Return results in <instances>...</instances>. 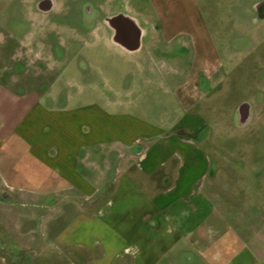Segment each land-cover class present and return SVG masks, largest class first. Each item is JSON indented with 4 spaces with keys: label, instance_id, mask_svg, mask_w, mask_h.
<instances>
[{
    "label": "rangeland",
    "instance_id": "374dc122",
    "mask_svg": "<svg viewBox=\"0 0 264 264\" xmlns=\"http://www.w3.org/2000/svg\"><path fill=\"white\" fill-rule=\"evenodd\" d=\"M37 1L0 0V94L26 97L0 102L5 126L12 125L11 116L19 114L30 98H39L46 107L97 103L107 111H131L155 121L165 113L170 115L169 126L182 110L167 91L168 81L173 79L172 70L189 63L192 47L186 50L182 42L189 33L179 29L173 41L161 40L155 54L166 62L146 65L142 52L128 54L113 46L103 17L121 9L156 21L160 3L167 14L183 18L184 23H199L221 66L215 86H208L209 94L195 107L206 122V134H197L201 153L214 161L209 175L196 182L195 197L223 203L229 237L239 235L256 250L253 264H264V18L257 17L255 8L262 0H55L50 11L38 9ZM171 1L175 4L168 8ZM87 3L99 12L95 21L84 16ZM202 89L208 91L207 86ZM243 101L254 111L245 125L238 120ZM51 202L55 205L49 208ZM19 208L24 213L21 229L37 237L35 247L40 249L43 241L55 244L54 249L46 246L31 253L14 241L0 240L2 264L134 260L124 252L114 257L123 250V237L107 222L80 211L74 197L27 198ZM212 232V237L218 235ZM189 248L182 241L168 251L167 258L152 264L171 259L174 264H205L198 256L187 262L189 253L194 254Z\"/></svg>",
    "mask_w": 264,
    "mask_h": 264
},
{
    "label": "crops",
    "instance_id": "0c3cea01",
    "mask_svg": "<svg viewBox=\"0 0 264 264\" xmlns=\"http://www.w3.org/2000/svg\"><path fill=\"white\" fill-rule=\"evenodd\" d=\"M166 4L170 8L175 3ZM157 6L156 21L118 10L135 17L142 29L135 52L114 40L117 29L135 38L136 25L130 18L117 21L118 27L103 22L113 46L128 54L142 52L146 65L166 62L155 54L161 40L173 41L179 29L189 33V39L182 40L184 49L192 47L189 63L172 70L167 90L175 95L182 112L168 126L170 115L165 113L155 121L131 111H107L97 103L46 107L39 98L25 100L19 114L11 116L12 125L5 126L6 119L0 118L1 241H14L31 253L46 246L54 249L55 244L43 241L37 249V237L22 231L24 213L19 205L27 198L74 197L80 211L107 222L123 237V250L114 257L132 254L134 260L127 258V264L167 258L168 251L182 241L194 252L187 262L198 256L205 264L254 263L256 250L239 235L227 234L223 203L195 197L196 182L209 175L212 165L200 150L197 134H206V122L195 107L215 86L219 55L199 23H184L183 18L167 14L160 3ZM25 98L0 94L1 103ZM211 230L218 235L212 237Z\"/></svg>",
    "mask_w": 264,
    "mask_h": 264
},
{
    "label": "water",
    "instance_id": "95a60500",
    "mask_svg": "<svg viewBox=\"0 0 264 264\" xmlns=\"http://www.w3.org/2000/svg\"><path fill=\"white\" fill-rule=\"evenodd\" d=\"M262 3H264V0L257 2L255 4V8L257 9ZM42 4L45 8L44 10L49 11L55 6V0H44ZM123 18H130L136 25L134 28L135 38H129L126 32L122 31L121 29H117L116 33L114 34V40L125 47L128 51L135 52L140 47V40L142 36V29L137 26L138 20L135 17L120 11L114 15L107 16L106 22H108L110 25L118 27L117 21ZM249 105V102L243 101L238 107V120L241 125L247 124L250 119Z\"/></svg>",
    "mask_w": 264,
    "mask_h": 264
},
{
    "label": "flooded vegetation",
    "instance_id": "af4514ba",
    "mask_svg": "<svg viewBox=\"0 0 264 264\" xmlns=\"http://www.w3.org/2000/svg\"><path fill=\"white\" fill-rule=\"evenodd\" d=\"M44 0H39V2H38V6H37V8L38 9H41V10H43V11H45L44 9V7H43V4H42V2H43ZM85 14H84V16H85V18H86V20H89V21H95V19L97 18V16H98V10H96V8L92 5V4H90V3H87V4H85ZM50 11V10H49ZM117 12H120V11H117ZM116 14V13H115ZM256 14H257V17L260 19V18H264V3H262V4H260L259 6H258V8L256 9ZM111 15H114V13L113 14H111ZM107 16H110V15H106L105 17H103V21H106V17ZM249 111H250V119H249V121L250 120H252L253 119V117H254V111H253V108H252V106H251V104L249 105ZM249 121L247 122V123H249ZM213 160H212V164H213ZM192 254L191 253H189V256H191ZM189 256H188V258H189ZM187 261V260H186Z\"/></svg>",
    "mask_w": 264,
    "mask_h": 264
}]
</instances>
